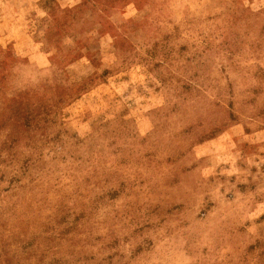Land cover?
<instances>
[{
  "label": "rangeland",
  "instance_id": "374dc122",
  "mask_svg": "<svg viewBox=\"0 0 264 264\" xmlns=\"http://www.w3.org/2000/svg\"><path fill=\"white\" fill-rule=\"evenodd\" d=\"M0 264H264V0H0Z\"/></svg>",
  "mask_w": 264,
  "mask_h": 264
}]
</instances>
